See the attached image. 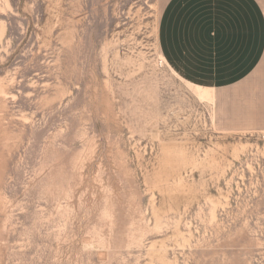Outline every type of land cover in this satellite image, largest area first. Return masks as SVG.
Returning a JSON list of instances; mask_svg holds the SVG:
<instances>
[{
	"label": "rangeland",
	"instance_id": "obj_1",
	"mask_svg": "<svg viewBox=\"0 0 264 264\" xmlns=\"http://www.w3.org/2000/svg\"><path fill=\"white\" fill-rule=\"evenodd\" d=\"M256 3L0 0V264H264Z\"/></svg>",
	"mask_w": 264,
	"mask_h": 264
},
{
	"label": "crops",
	"instance_id": "obj_2",
	"mask_svg": "<svg viewBox=\"0 0 264 264\" xmlns=\"http://www.w3.org/2000/svg\"><path fill=\"white\" fill-rule=\"evenodd\" d=\"M254 1L256 3V0H254ZM256 4H255L256 6H252L253 11H255V16H254V14H253V16L261 24L262 37H261V41L260 42H259V40H255L253 43H256V44L261 43V44H258V45H254L253 44V45H251V47H248V50L250 52L248 54H246V56L244 55L242 46L237 48V52H239V54H235L234 58L237 59L238 56H240V58H245L246 57L245 58L246 60H251V58L253 60V62L250 65V67L245 72L242 71V70H240V71L236 70L235 71V73H237V74H242V77L246 76V75H249V74H253L254 72H256L259 68L262 67V65H263L262 63H263V60H264V12H263V9L260 6V4L258 2ZM243 9H245V7L241 8L242 11H244ZM256 37L259 38V36H256ZM244 65H242V67H244ZM245 66H247V65H245ZM193 84L197 85L195 83H193ZM199 86H201V85H199ZM202 87H204V86H202Z\"/></svg>",
	"mask_w": 264,
	"mask_h": 264
},
{
	"label": "built area",
	"instance_id": "obj_3",
	"mask_svg": "<svg viewBox=\"0 0 264 264\" xmlns=\"http://www.w3.org/2000/svg\"><path fill=\"white\" fill-rule=\"evenodd\" d=\"M262 139L264 140V134L262 135Z\"/></svg>",
	"mask_w": 264,
	"mask_h": 264
}]
</instances>
